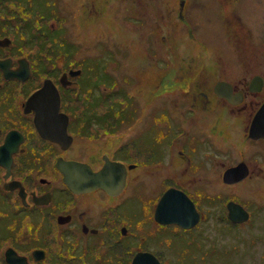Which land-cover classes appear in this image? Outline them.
<instances>
[{
    "label": "flooded vegetation",
    "instance_id": "1",
    "mask_svg": "<svg viewBox=\"0 0 264 264\" xmlns=\"http://www.w3.org/2000/svg\"><path fill=\"white\" fill-rule=\"evenodd\" d=\"M163 1L171 2L133 0L131 16L140 25L148 15L150 21H155V28L163 30L160 19L148 14L146 8L148 2H153L160 11L165 7L167 15H174L175 9L170 8L169 14V5ZM84 2L77 9L81 16L100 13L101 5L95 4L96 0ZM89 3L93 10L89 11ZM179 4L176 16H183L186 0ZM36 14L47 15L49 22L36 25ZM65 16L58 0H0V150L10 144L9 153L0 154V234L12 233L25 223L37 240L44 238L27 254L31 264H73L72 258L83 264H114L118 247L127 246L125 253L118 254L123 258L140 249L147 251L136 240L138 231L129 218L137 194L144 202H151L154 210L165 190L180 189L199 212L195 225L201 223L210 216L206 208L211 195L203 176L212 170L211 164L221 165L216 171L224 186H238L255 170L264 178V145L263 151L259 148L264 144V119L254 128V117L264 103V70L255 56L240 57L242 67L234 61L237 56L225 57L230 60L229 70L221 57H216L212 63L216 72L192 73L190 89L178 98L186 100L187 107H150L148 128L140 131L139 137L129 136L124 143L114 145L112 137L121 132L131 108L137 107H115V75L110 67L113 62L107 61L105 68L100 61H88L93 57L81 53L80 40L71 41ZM160 42L163 43L162 37ZM244 42L242 47L251 43L247 39ZM207 67L212 68L208 64ZM219 80L224 82L218 89L222 96L215 92ZM162 83L160 77L155 90L156 95L163 97ZM43 87L50 103L28 105L29 97ZM54 94L59 97L58 107H52ZM146 115V110L141 113L142 122ZM163 118L169 122L166 135ZM228 126L238 133V141L231 139V144L241 139L234 152L229 146L221 151L223 148L211 138V134L225 136ZM79 136L94 138L99 144L94 160L71 154ZM62 160L77 162L82 181H86L88 168L99 171L109 160L122 162L123 168L109 173L106 186H72L57 167ZM234 166H239L235 177L224 178V171ZM155 167L167 168L157 174L155 192H142L144 179L140 182L141 194L133 189L135 172ZM93 196L98 200L97 210L88 199ZM238 202L248 211L245 221H249L252 211L248 202L247 206ZM139 238L146 240L144 235ZM36 248L43 252L33 255Z\"/></svg>",
    "mask_w": 264,
    "mask_h": 264
},
{
    "label": "rangeland",
    "instance_id": "2",
    "mask_svg": "<svg viewBox=\"0 0 264 264\" xmlns=\"http://www.w3.org/2000/svg\"><path fill=\"white\" fill-rule=\"evenodd\" d=\"M81 1L88 3L90 0H58L60 8L66 14V31L72 37L71 41L80 40L81 53L93 57L87 58L88 61H100L105 68H108L107 61H112L110 67L114 69L117 102L122 107H137L131 108L130 116L129 113L125 116L128 121L120 128L121 132L112 137L114 145L124 143L129 136L139 137V132L149 125L150 107H187L186 100L179 101L178 98L190 89L192 73L201 70L216 72V66L212 64L216 57L220 56L229 70L227 61L230 60L225 57L237 56L234 61L239 62L242 67L244 64L240 57L245 54L255 56L260 68L264 70V0H186L185 13L183 16V13L180 14L182 18L176 16L180 0L163 1L165 5H169V14L170 8L175 9L172 10L174 15H167L165 7L155 13L163 30L155 28V21H150L148 15L140 25L137 24L130 10L134 6L133 0H96L95 4L104 8L96 17L87 13L80 15L77 9ZM89 5V11L93 10L92 4ZM142 8L145 10V6L142 5ZM48 19L47 15L36 14V25L47 24ZM71 30L73 33H70ZM162 34L163 43L160 42ZM246 39L251 43L242 47V42L246 45ZM156 57L159 58L156 59L157 63ZM207 64L212 68L207 67ZM125 75H129L128 80ZM206 76L209 77L210 74ZM160 77L163 78V97L156 95L155 90ZM145 110L148 115L142 122L141 113ZM131 121L134 122L131 124ZM161 124L166 135L169 122L163 118ZM129 131L131 132L128 133ZM224 131H227L225 136L211 134L212 141L223 148L221 151L229 146L234 152L241 139L238 143L231 144V139L238 141V133L230 131L229 126ZM263 145L259 146L261 150ZM99 150V144L94 138L79 136L70 152L72 155L94 160ZM138 155L141 156L140 153ZM210 159L212 162L216 161L214 157ZM211 165L212 170L203 176L206 191L211 195L206 208L210 212L209 218L192 230L176 224H161L155 221L152 203L148 200L144 202L143 197L137 194L133 198L134 210L129 217L130 222H134L131 226L138 231L136 240L141 244L140 247L144 248V244L148 250L153 251L163 264H264L263 176L257 175L255 170L251 177L238 186H224L216 171L221 165ZM165 170L167 168L163 167L148 171L139 169L135 172L133 189L140 193V182L144 179L146 185H142V192L153 194L157 174L164 173ZM130 194H133V190ZM88 199L93 201L97 210L98 200L95 196ZM229 200L237 203L241 201L246 206L248 202L252 211L251 219L241 224L233 223L228 211L227 215L224 213L228 209ZM129 204L132 205V202L129 201ZM24 226L12 230V233L0 234V264H6L4 251L7 247H14L17 252L29 255L36 242H44V238L37 240L28 227L25 226L24 229ZM134 231L132 230L133 233ZM141 235L146 240L141 241ZM126 248V245L118 247L114 264H128L130 259L131 264L132 255H123L124 258L118 255L125 253ZM107 251L110 252L109 247ZM89 259H92V255ZM121 259L123 260L119 262ZM72 263L83 264L73 258Z\"/></svg>",
    "mask_w": 264,
    "mask_h": 264
},
{
    "label": "water",
    "instance_id": "3",
    "mask_svg": "<svg viewBox=\"0 0 264 264\" xmlns=\"http://www.w3.org/2000/svg\"><path fill=\"white\" fill-rule=\"evenodd\" d=\"M223 83V81L218 82L216 88L219 89L221 85H223ZM227 85L229 84L227 83ZM54 96L55 99L52 101V107H58V94H54ZM42 102L50 103V98L47 96L44 87L37 90L31 97H29L27 104L38 107V105ZM263 115L264 103L259 108L254 117L255 127L258 126V122L262 123V120L264 119ZM38 120H40V117H38ZM48 136L54 138L53 134H49ZM9 145V143L4 144L2 146V150H0V154H2V152L4 151H7L9 153ZM9 161L10 159L6 163L7 166L9 164ZM57 167L64 172V179L72 186L83 183L89 184L90 186H94L97 184H101L104 186V183L108 184L107 177L109 173H111L117 167L123 168V163L120 161H108L98 172H91L90 170H88L86 181H82L80 179L79 166L76 161H58ZM238 168L239 166H234L225 170L223 174L224 178H228V180H231L233 177H235V171L238 170ZM227 207L228 215L234 222L243 221L248 217V212L240 203L229 200L227 202ZM154 218L156 221L161 223L174 222L182 227L188 228L198 221L199 214L194 206V203L185 192L177 188H168L160 195L156 203L154 209ZM42 252L43 250L40 248H37L33 251V253L39 254ZM5 260L8 264H30L26 255L19 254L12 247H8L5 250ZM131 264H161V262L157 258V256L150 251H137L132 257Z\"/></svg>",
    "mask_w": 264,
    "mask_h": 264
},
{
    "label": "trees",
    "instance_id": "4",
    "mask_svg": "<svg viewBox=\"0 0 264 264\" xmlns=\"http://www.w3.org/2000/svg\"><path fill=\"white\" fill-rule=\"evenodd\" d=\"M152 3H153V2H148V5L146 6V8H147L149 14H154V15L156 16L155 13H157V12L160 11V10H159V6L153 4V9H152ZM102 9H103V6L101 5L100 12H102ZM98 15H99V13H97V15H95V17L98 16ZM83 16H84V15H83ZM161 37H162V40H163V34L161 35ZM115 107H122V106H121V103L115 102ZM122 118H124L123 115H122ZM199 224H200V223H199ZM199 224H197V225H195V226L189 228V230L194 229L195 227L199 226Z\"/></svg>",
    "mask_w": 264,
    "mask_h": 264
},
{
    "label": "bare ground",
    "instance_id": "5",
    "mask_svg": "<svg viewBox=\"0 0 264 264\" xmlns=\"http://www.w3.org/2000/svg\"><path fill=\"white\" fill-rule=\"evenodd\" d=\"M220 82V81H219ZM218 84V83H217ZM216 84V85H217ZM215 92L216 93H218L219 95H221L222 96V94L220 93V91L218 90V88H216L215 87ZM254 128L256 129V127L254 126ZM69 139H70V137H69ZM110 161V160H109ZM108 162V161H107ZM88 170H89V168H88ZM90 171L91 172H95V171H93L91 168H90ZM100 171V170H99ZM112 171V170H111ZM96 172H98V171H96ZM233 179V178H232ZM90 186V185H89ZM94 186H103V185H101V184H97V185H94ZM104 186H106V184L104 183ZM188 196V195H187ZM243 206V205H242ZM244 207V206H243ZM228 208V207H227ZM244 209H245V207H244ZM246 210V209H245ZM247 211V210H246ZM198 212V211H197ZM248 212V211H247ZM198 214H199V212H198ZM230 218V217H229ZM199 219V218H198ZM247 219V218H246ZM245 219V220H246ZM230 220H231V218H230ZM245 220H243V221H245ZM232 221V220H231ZM243 221H240V222H234V221H232V222H234V223H236V224H239V223H241V222H243ZM159 223H161V222H159ZM197 223V222H196ZM195 223V224H196ZM161 224H177V223H161ZM194 224V225H195ZM177 225H179V224H177ZM194 225H192L191 227H193ZM180 226V225H179ZM182 227V226H181ZM191 227H188V228H185V227H182V228H184V229H189V228H191ZM157 258H158V256H157ZM159 259V258H158ZM160 260V259H159ZM161 262V261H160ZM161 264H162V262H161Z\"/></svg>",
    "mask_w": 264,
    "mask_h": 264
}]
</instances>
